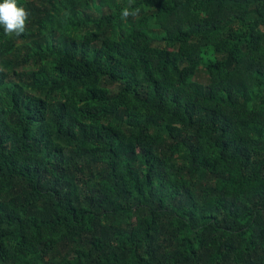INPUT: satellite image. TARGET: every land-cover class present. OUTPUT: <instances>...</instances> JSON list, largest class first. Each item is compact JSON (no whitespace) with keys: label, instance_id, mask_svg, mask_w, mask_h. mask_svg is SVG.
Instances as JSON below:
<instances>
[{"label":"trees","instance_id":"obj_1","mask_svg":"<svg viewBox=\"0 0 264 264\" xmlns=\"http://www.w3.org/2000/svg\"><path fill=\"white\" fill-rule=\"evenodd\" d=\"M128 4L0 26V264H264V0Z\"/></svg>","mask_w":264,"mask_h":264},{"label":"clouds","instance_id":"obj_2","mask_svg":"<svg viewBox=\"0 0 264 264\" xmlns=\"http://www.w3.org/2000/svg\"><path fill=\"white\" fill-rule=\"evenodd\" d=\"M140 14L139 8L132 7V0L123 7L120 12L122 20L129 17H137ZM30 13L28 10L18 5V0H0V26H3L5 35L9 37H20L26 32L27 22Z\"/></svg>","mask_w":264,"mask_h":264}]
</instances>
